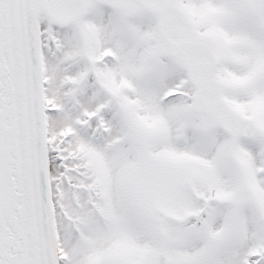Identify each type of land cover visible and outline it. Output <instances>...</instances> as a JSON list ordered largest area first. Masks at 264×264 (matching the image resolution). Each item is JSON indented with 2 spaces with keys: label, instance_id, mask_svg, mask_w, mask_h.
<instances>
[{
  "label": "snow or ice",
  "instance_id": "snow-or-ice-1",
  "mask_svg": "<svg viewBox=\"0 0 264 264\" xmlns=\"http://www.w3.org/2000/svg\"><path fill=\"white\" fill-rule=\"evenodd\" d=\"M0 264H264V0H0Z\"/></svg>",
  "mask_w": 264,
  "mask_h": 264
}]
</instances>
